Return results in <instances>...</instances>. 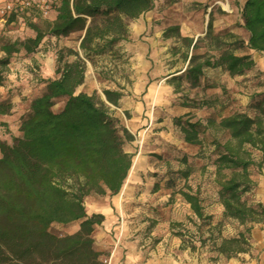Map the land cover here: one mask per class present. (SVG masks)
Masks as SVG:
<instances>
[{
	"label": "trees",
	"instance_id": "16d2710c",
	"mask_svg": "<svg viewBox=\"0 0 264 264\" xmlns=\"http://www.w3.org/2000/svg\"><path fill=\"white\" fill-rule=\"evenodd\" d=\"M52 7L57 16L48 22L46 31L33 26L34 38L0 45L4 53L0 87L11 56L21 49L34 51L46 33L77 35L83 54L69 49L75 58L65 61L60 53V75L44 81L40 95L31 100L30 112L19 127L21 136L10 144L0 140V264H102L93 232L104 216L87 215L83 200L92 194H119L133 164L134 155L125 145L135 136L107 107L100 106V95L78 91V86L87 68L86 59L125 40L128 21L150 11L153 0H54ZM16 16L11 15V20ZM209 16L205 34L210 39L209 50L185 55L186 67L168 79L175 92H181L184 83L190 89L200 86L208 69L221 68L231 77L254 71L256 62L251 53L237 54L239 48L264 56V0H245L240 9V26L248 33L247 40L230 31L214 33L212 11ZM173 33L178 34V27L168 28L164 36ZM185 40L189 48H196V42ZM256 74L264 75L261 71ZM204 87H208L207 82ZM101 92L108 103L119 106L123 97L120 88H102ZM58 100H64L61 109H55ZM216 101L204 100L193 107H215ZM248 105L254 109L253 115L241 109L225 113L224 106L220 117H209L206 123L193 121L190 113L185 119H175L188 144L202 145L201 134L208 130L227 136H214L212 141L217 154L214 182L225 217L244 226L245 231L221 239L217 251L226 258L247 252L252 226L264 222V202L246 198L256 187L252 169H264V99L250 100ZM12 110L13 104L0 97V116L10 115ZM190 171L183 172V177L187 179ZM68 180L79 182L70 189ZM180 194L196 218L202 219L200 188L193 190L186 182ZM73 222L79 224L74 233L58 236L50 230L54 223Z\"/></svg>",
	"mask_w": 264,
	"mask_h": 264
},
{
	"label": "rangeland",
	"instance_id": "374dc122",
	"mask_svg": "<svg viewBox=\"0 0 264 264\" xmlns=\"http://www.w3.org/2000/svg\"><path fill=\"white\" fill-rule=\"evenodd\" d=\"M49 2L53 6L54 0ZM242 2L243 0H153L150 11L138 19L128 21L129 34L125 40L104 52L91 54L86 59L87 68L78 86V91L88 94L96 92L100 95V106L107 107L119 119L121 126L127 127L128 120L132 117L130 111L135 109L124 110L120 101L118 107L111 105L101 95L102 88H120L123 95L129 97L132 108L138 102L143 103L139 114L141 118L137 120L139 125L133 134L135 139L125 145V150H130L134 157L142 154L144 162L138 173H135L138 182L133 189L136 200L128 205L124 204L123 209L141 210L142 214H147V220L140 222L135 233L140 238L139 244L145 249L164 253L163 257H169L173 262L191 264L198 259L199 264H264V222L252 226L248 235L250 248L247 252L226 258L217 251L222 238L236 236L240 231H245V227L225 217L219 200L218 188L214 182V161L217 154L212 144L216 135L208 130L201 134L202 145L188 144L184 141L180 127L175 124L176 118L185 119L187 113H190L193 121L199 119L206 123L209 117H220L224 106L227 107V111L224 108L225 113L241 109L248 110L253 115L254 109L248 103L250 100L255 102L257 99H264V76H257L259 70L255 69L244 76L229 78L223 70L208 69L206 74L209 76V83L213 81L217 84L220 81L224 84L221 85L223 87L205 88V76V81L195 89H190L184 83L181 92H175V86L168 81L172 75L186 67L184 57L187 53L208 52L210 39L205 34L211 11L214 33L230 31L247 40L248 33L240 26ZM11 18L0 15V45L34 38L36 32L33 26L46 31L48 22L54 20L37 10L27 11L13 20ZM170 27H178L179 35L173 33V36L165 37L164 32ZM185 38L197 43L194 50L189 48ZM69 49L78 51L83 56L77 35L56 37L46 33L34 51L29 53L21 49L11 56L8 72H17L16 79L23 81L26 86L19 88L17 92L25 117L30 112L31 100L42 92L44 81L60 75L57 73V58L60 53L64 55L65 61L74 60L75 56L70 55ZM235 52L251 53L252 57L255 55L245 47ZM1 55L4 56L2 53ZM215 98L218 100L215 107H193L201 101ZM63 104L64 100H58L55 109H61ZM216 137L225 139L227 136L217 134ZM187 170L191 171L186 179L183 172ZM252 174L256 187L246 198L249 202H264V196L258 188V180L264 175V169L259 172L254 168ZM78 182L68 180L66 186L71 189ZM186 182L193 190L200 188L202 219L196 218L180 194V190L186 188ZM142 195L147 197L139 201L138 198ZM92 197L102 196L92 194L84 197L87 215L90 213ZM78 229V222L65 225L54 223L50 227L51 232L58 236L74 233Z\"/></svg>",
	"mask_w": 264,
	"mask_h": 264
},
{
	"label": "crops",
	"instance_id": "0c3cea01",
	"mask_svg": "<svg viewBox=\"0 0 264 264\" xmlns=\"http://www.w3.org/2000/svg\"><path fill=\"white\" fill-rule=\"evenodd\" d=\"M244 2L245 0H243L242 5ZM56 16L57 12L53 9L50 12V18L55 19ZM1 53L2 52H0V58L3 57ZM2 54L4 55V53ZM260 55V53H255L253 58L256 62V69L264 74V56L261 57ZM218 69L222 70L221 68ZM227 76L230 78L229 75ZM206 77L208 83L207 88H217V86L220 87L224 85L221 84L222 82L220 83V81H217V84L212 81L210 84L207 74ZM16 78L17 72H7L4 85L0 87L1 99H7L13 104V110L10 115L0 116V140L9 144L14 137L21 136L19 127L22 119L25 118V114H23L21 109L22 103L17 92L19 88H26V86L23 81L17 80ZM205 79H203L202 82H204ZM225 80L227 79L225 78ZM145 85H147V82ZM227 87L229 88V86ZM120 103L124 110L135 109L130 111L132 117L128 120L127 124L128 130L134 134L139 125L137 120L141 118L139 114L141 113L143 103L138 102L134 105V108H132L133 104L129 100V97L124 95ZM126 151L132 153L130 150ZM1 156L2 153L0 151V157ZM136 179L134 175L131 181H126L127 189L124 194H122L123 187L120 194L114 196L107 194L102 197L90 198L89 216L93 214H102L104 216L102 224L96 226L93 232L95 247L102 253L101 259L103 260L111 254L116 240L119 239L120 244L113 254L112 264H182L181 262H173L169 257H163L164 253L162 252L145 249L143 245L139 244L140 238L137 237L135 233L139 229L140 222H142V220H147V214H142L141 210L125 211L123 209L124 204L128 205L136 200L133 190L136 183H138ZM258 188L260 189V194L264 196V175L258 180ZM119 196H121V198H119ZM145 197L147 196L142 195L138 199L141 201L142 199H146ZM148 216L151 217L152 215L148 212ZM130 217H132V219ZM191 264H199L198 259H195Z\"/></svg>",
	"mask_w": 264,
	"mask_h": 264
},
{
	"label": "built area",
	"instance_id": "2783aa9c",
	"mask_svg": "<svg viewBox=\"0 0 264 264\" xmlns=\"http://www.w3.org/2000/svg\"><path fill=\"white\" fill-rule=\"evenodd\" d=\"M37 10L45 17L50 18V12L53 10L49 0H1L0 15L2 17L11 15H21L27 11ZM142 143V141L140 142ZM120 240L117 239L111 254L102 260V264H112V257L119 247Z\"/></svg>",
	"mask_w": 264,
	"mask_h": 264
},
{
	"label": "bare ground",
	"instance_id": "6f19581e",
	"mask_svg": "<svg viewBox=\"0 0 264 264\" xmlns=\"http://www.w3.org/2000/svg\"><path fill=\"white\" fill-rule=\"evenodd\" d=\"M218 3L219 4H222V2H218ZM143 162H144V158H143V155L142 154H139V155H137V156L134 157L132 167H131V169L129 171L128 181H131V178L134 177V175L137 172V170H139V168L143 165ZM126 189H127V183L124 185L122 194L125 193V190ZM119 198H121V196H119Z\"/></svg>",
	"mask_w": 264,
	"mask_h": 264
}]
</instances>
